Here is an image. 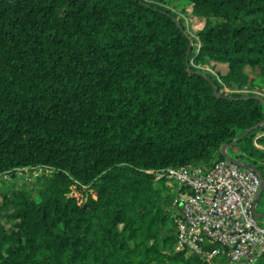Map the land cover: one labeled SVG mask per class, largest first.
<instances>
[{
  "label": "trees",
  "instance_id": "16d2710c",
  "mask_svg": "<svg viewBox=\"0 0 264 264\" xmlns=\"http://www.w3.org/2000/svg\"><path fill=\"white\" fill-rule=\"evenodd\" d=\"M263 100L264 0H0V264H229L176 249L158 172L254 127L264 175Z\"/></svg>",
  "mask_w": 264,
  "mask_h": 264
},
{
  "label": "built area",
  "instance_id": "2783aa9c",
  "mask_svg": "<svg viewBox=\"0 0 264 264\" xmlns=\"http://www.w3.org/2000/svg\"><path fill=\"white\" fill-rule=\"evenodd\" d=\"M263 94L261 92H258ZM49 168H20L19 174L41 175ZM50 171V170H49ZM167 185L176 184V249L195 253L208 263L224 255L229 264H255L264 254V226L254 215L261 178L229 159L206 172L191 166L158 172Z\"/></svg>",
  "mask_w": 264,
  "mask_h": 264
},
{
  "label": "water",
  "instance_id": "95a60500",
  "mask_svg": "<svg viewBox=\"0 0 264 264\" xmlns=\"http://www.w3.org/2000/svg\"><path fill=\"white\" fill-rule=\"evenodd\" d=\"M191 49V45H190V48H189V52L191 51L190 50ZM189 70H190V68H189ZM215 94L216 95H219V92L217 91V89H215ZM263 103H264V100L262 101ZM262 124H264V122H262ZM260 125V124H259ZM259 125H257V126H259ZM257 126H255V127H257ZM254 128V127H253ZM253 128H249L248 130H247V133H248V131H250L251 129H253ZM247 133L245 134V135H243V136H241V137H239V138H237L236 140H234L232 143H230V144H227V145H224L223 147H222V149H221V153L224 155V157H225V159H229L230 161H232V162H234L236 165H238L239 167H241V168H243V169H251V170H253L255 173H258L259 174V176H260V178H261V188H260V191L258 192V196H257V199H256V201H255V209H254V215L256 216V218L257 219H259V220H261V219H263L264 218V214H260V213H258V211H257V205H258V203H259V200H260V198H261V196H262V191L264 190V175H263V173H261L257 168H255L253 165H250V164H248V165H246V164H243L242 162H240L239 160H237L236 158H234V157H232L229 153H227V148H228V146H230V145H235L236 143H238L241 139H243L244 138V136H246L247 135Z\"/></svg>",
  "mask_w": 264,
  "mask_h": 264
},
{
  "label": "rangeland",
  "instance_id": "374dc122",
  "mask_svg": "<svg viewBox=\"0 0 264 264\" xmlns=\"http://www.w3.org/2000/svg\"><path fill=\"white\" fill-rule=\"evenodd\" d=\"M198 67H200V66H198ZM203 69L204 68H207V66L205 65L204 67H202ZM225 67H222V66H220V70L221 71H225ZM250 72V71H249ZM251 78L253 79V80H255L256 82H257V85L259 86V87H261L262 86V81H261V79H259V78H255V76L253 75V74H251ZM49 171V170H48ZM42 173H44V171L42 172ZM41 173V174H42ZM17 178L16 179H13L10 175H7V176H5L4 177V179H5V182L6 183H13V182H17V183H23V184H25V183H27V184H29V185H33V184H35V181H36V179H37V177H31V175H27V173H25V176H22L21 174H19V172L17 173ZM40 176V175H39ZM168 184V183H167ZM171 187H172V189L174 190V191H176L177 190V185L174 183V184H172V185H170ZM0 188H1V186H0ZM176 199V196H175V198H174V200ZM173 204H174V201H173ZM172 207H173V205H172ZM259 223L261 224V225H263L264 226V221H262V220H259Z\"/></svg>",
  "mask_w": 264,
  "mask_h": 264
},
{
  "label": "crops",
  "instance_id": "0c3cea01",
  "mask_svg": "<svg viewBox=\"0 0 264 264\" xmlns=\"http://www.w3.org/2000/svg\"><path fill=\"white\" fill-rule=\"evenodd\" d=\"M255 84H257V82L255 81ZM260 147H262V146H260Z\"/></svg>",
  "mask_w": 264,
  "mask_h": 264
}]
</instances>
